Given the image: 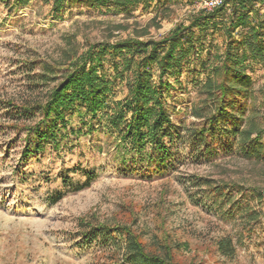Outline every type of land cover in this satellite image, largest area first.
Here are the masks:
<instances>
[{
	"label": "rangeland",
	"instance_id": "1",
	"mask_svg": "<svg viewBox=\"0 0 264 264\" xmlns=\"http://www.w3.org/2000/svg\"><path fill=\"white\" fill-rule=\"evenodd\" d=\"M161 1L165 9L140 7L127 19L84 7L55 18L45 0L18 8L0 0V264H125L123 237L83 238L100 226L125 229L146 252L175 264H264V161L243 157L232 138L199 155L181 134L174 162L155 174L130 160L123 165L106 130L93 123L94 132L84 133L75 114L60 128L57 148L49 141L37 152L34 133L27 136L40 125L37 107L88 46L159 41L201 10L199 0ZM246 69L251 107L264 115V63ZM203 81L187 73L168 81V110L180 129L201 122L190 109L203 107ZM114 92L121 99L126 90ZM87 174L88 186L76 190Z\"/></svg>",
	"mask_w": 264,
	"mask_h": 264
},
{
	"label": "trees",
	"instance_id": "2",
	"mask_svg": "<svg viewBox=\"0 0 264 264\" xmlns=\"http://www.w3.org/2000/svg\"><path fill=\"white\" fill-rule=\"evenodd\" d=\"M29 1L1 0L12 8ZM45 3L50 4L55 18H60L68 7L105 10L127 19L140 7L165 9L161 0ZM214 37L221 39L220 45L214 43ZM249 63H264V0H223L221 7L210 13L198 11L159 41L127 39L88 46L65 69L46 102L37 107L40 125L27 130V136L34 133L37 152L49 141L57 148L60 128L70 126L67 118L75 114L84 133L94 132L93 123L106 130L123 165L130 160L152 168L155 174H164L174 162L181 134L193 147V154L198 151L199 155H210L213 146L224 149L232 138L243 157L264 161V143L260 140L264 135V115L251 107L253 84L246 69ZM184 73L204 76L198 88L203 107L190 109L192 116L201 119L199 124L180 129L172 122L166 93L172 88L169 79L177 82ZM121 85L126 93L116 99L114 91ZM261 95L264 98V86ZM79 133L82 131H69L70 135ZM92 178L87 174L76 190L87 187ZM60 197L58 194L55 200ZM113 235L126 239L127 252L122 259L125 264H175L169 257L146 252L123 228L95 227L83 238L89 242Z\"/></svg>",
	"mask_w": 264,
	"mask_h": 264
},
{
	"label": "built area",
	"instance_id": "3",
	"mask_svg": "<svg viewBox=\"0 0 264 264\" xmlns=\"http://www.w3.org/2000/svg\"><path fill=\"white\" fill-rule=\"evenodd\" d=\"M223 0H199L200 9L206 13H210L213 10L221 7Z\"/></svg>",
	"mask_w": 264,
	"mask_h": 264
}]
</instances>
